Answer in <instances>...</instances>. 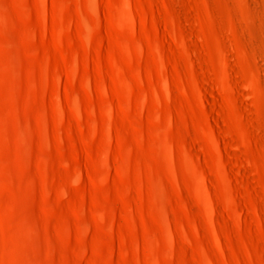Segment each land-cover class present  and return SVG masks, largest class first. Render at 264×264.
Returning <instances> with one entry per match:
<instances>
[{
    "label": "rangeland",
    "instance_id": "rangeland-1",
    "mask_svg": "<svg viewBox=\"0 0 264 264\" xmlns=\"http://www.w3.org/2000/svg\"><path fill=\"white\" fill-rule=\"evenodd\" d=\"M0 264H264V0H0Z\"/></svg>",
    "mask_w": 264,
    "mask_h": 264
}]
</instances>
